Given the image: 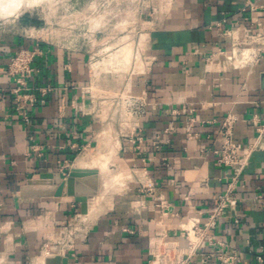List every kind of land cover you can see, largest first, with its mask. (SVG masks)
Wrapping results in <instances>:
<instances>
[{"label":"crops","instance_id":"crops-1","mask_svg":"<svg viewBox=\"0 0 264 264\" xmlns=\"http://www.w3.org/2000/svg\"><path fill=\"white\" fill-rule=\"evenodd\" d=\"M139 22L152 63L134 88L147 98L134 129L115 104L131 81L128 66L121 72L93 67L94 55L110 48L98 41L99 32L86 46L84 36L0 20V69L20 48L39 46L32 89L20 102L15 79L0 74V264H45L56 254L68 256L69 264H151L166 232L176 237L196 210L213 207L226 191L232 168L220 166L213 149L228 112L238 115L236 136L243 142L264 125V59L236 70L222 63L235 26L264 32V0H157ZM191 118L194 138L186 128ZM171 123L175 128L167 131ZM137 134L141 148L133 142ZM75 167L100 174L87 213L66 192L22 194L41 173L68 175ZM237 195L241 224L224 219L215 236L241 264H264L257 258H264V150L254 152ZM190 264H200V257Z\"/></svg>","mask_w":264,"mask_h":264},{"label":"built area","instance_id":"built-area-1","mask_svg":"<svg viewBox=\"0 0 264 264\" xmlns=\"http://www.w3.org/2000/svg\"><path fill=\"white\" fill-rule=\"evenodd\" d=\"M250 7L252 10L259 8L255 3H250ZM256 24L258 28L263 27V21L261 20L257 21ZM241 29L245 33L243 38L239 32ZM255 30L254 27H246L240 24L235 26L234 30L227 32L232 36L233 40L232 50L230 52H222L224 54L222 62L224 69H243L251 67L264 59V32ZM143 39L141 38L142 52L139 53V57L144 63V68L140 69L136 65V69H134L129 78V81L131 80L129 84L124 90L118 91L115 95L117 114L124 123L134 126V129L139 124L138 119L141 116L143 107L147 105L145 93L137 94L134 88L138 86L136 84L138 78L146 72L147 67L152 63L151 58L145 53V44L142 45L145 42ZM38 52V45L34 48H20L9 64L4 69H0V74L5 72L17 82L18 85L14 92L17 95L16 100L18 102H20L22 95H27L24 94L25 91L32 89L29 85V80L36 71L34 62ZM142 53H145V57L142 56ZM104 61L105 64L108 62ZM100 65V61H93L94 68H98ZM42 91L46 92V88L42 89ZM202 106L204 108L207 107L206 103H203ZM25 120L29 121L28 112ZM191 121H194V118H191L186 128L189 137L194 138L196 133ZM238 121L239 117L235 112H228L219 130L221 143L213 149L217 163L220 166L232 168L229 179L225 181L227 185L226 191L216 196L217 203L213 207L196 210L195 214L189 217L187 222L181 226L180 232L176 237H172L169 232H166L156 253L152 256L151 264H169L171 261L174 264H190L196 255L200 257V264L242 263V257L227 248L226 243L218 240L214 233L224 219L237 225L241 224L242 215L238 209L240 199L237 195V190L250 166L254 152L264 150V125L257 127V136L252 142H243L236 136V124ZM254 123L258 125V122ZM174 128V123H171L167 131H172ZM133 142L137 144V148H141L144 138L141 134H137ZM66 175L67 173L63 172V176ZM200 215H206L205 220L202 222L198 218ZM51 249H49V255L52 252ZM257 258L259 262L264 260L262 255H258Z\"/></svg>","mask_w":264,"mask_h":264},{"label":"rangeland","instance_id":"rangeland-1","mask_svg":"<svg viewBox=\"0 0 264 264\" xmlns=\"http://www.w3.org/2000/svg\"><path fill=\"white\" fill-rule=\"evenodd\" d=\"M30 1L35 3L10 16L0 17V20L18 18L27 25L34 24L42 28L49 26L56 32H69L72 38H77L78 35L84 36L86 46L92 44L93 34L99 32L98 41L102 39L103 47L110 46V48L94 55L93 61H101L103 68H114L116 72H121L128 66V78L136 69V65L140 68L138 43L141 38V23L139 21L146 11H149L150 6L157 3V0H25V2ZM144 44L145 42L142 43ZM126 48H128L127 52ZM142 56L145 55L142 53ZM104 60L108 62L105 64ZM125 86L126 84L120 91L124 90ZM106 171L110 176L118 174L117 170ZM62 196L64 193L57 197ZM51 247L50 244L44 246L45 251Z\"/></svg>","mask_w":264,"mask_h":264},{"label":"water","instance_id":"water-1","mask_svg":"<svg viewBox=\"0 0 264 264\" xmlns=\"http://www.w3.org/2000/svg\"><path fill=\"white\" fill-rule=\"evenodd\" d=\"M100 174L96 169L72 168L68 175L61 172H44L22 187L23 195L60 196L64 192L80 203L82 213L88 212L89 196L99 193ZM45 264H69V257L56 254L48 256Z\"/></svg>","mask_w":264,"mask_h":264},{"label":"bare ground","instance_id":"bare-ground-1","mask_svg":"<svg viewBox=\"0 0 264 264\" xmlns=\"http://www.w3.org/2000/svg\"><path fill=\"white\" fill-rule=\"evenodd\" d=\"M32 3L35 2H25V0H0V17L10 16L25 7H29Z\"/></svg>","mask_w":264,"mask_h":264}]
</instances>
